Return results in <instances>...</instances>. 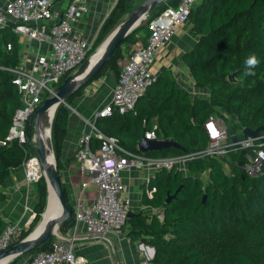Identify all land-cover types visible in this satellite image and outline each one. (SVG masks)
Here are the masks:
<instances>
[{
	"label": "trees",
	"instance_id": "obj_1",
	"mask_svg": "<svg viewBox=\"0 0 264 264\" xmlns=\"http://www.w3.org/2000/svg\"><path fill=\"white\" fill-rule=\"evenodd\" d=\"M178 2L167 0L150 13L146 22L119 44L89 83L109 69L119 76L120 60L125 54L123 45L131 47L137 42L145 45L151 34L150 20ZM133 9V0H117L89 56ZM189 20L199 40L184 54L183 60L195 85L208 89L209 97L191 95L168 72L162 71L140 97L134 110L124 114L115 110L112 115L96 120L101 131L117 137L126 148L139 150L143 134L154 129L159 138L172 139L180 147L150 150L148 155L173 156L203 149L209 141L204 125L212 114L226 120L229 136H243L244 128L256 129L264 123V0H200L192 8ZM14 25L9 21L0 26V185L13 167L37 154L30 143L21 145L17 140H7L16 109L22 106V94L13 83V73L6 69L20 64V45ZM9 43L11 50H7ZM253 53L260 64L254 70L255 75H245L244 60ZM233 72H237L235 82L229 80ZM88 84L67 98L66 103L71 104ZM47 97L44 95L43 100ZM69 116L68 106L61 103L52 124V142L60 173ZM29 132L31 135L32 126ZM91 144L97 148L99 139L93 137ZM226 157L229 158V171L220 161ZM245 161L246 153L232 151L222 158L194 159L187 173L177 168L158 170L149 185H144L142 201L144 205L161 210L162 216L156 213L148 221L141 212L128 218L133 227L130 239L144 240L153 247L152 260L156 264H264V166L261 174L251 176L239 167ZM205 173L209 182L201 176ZM181 185L177 197L166 202L168 194L175 193ZM36 186L39 199L35 217L17 242L31 233L45 211L48 199L45 178L42 177ZM63 188L72 206L64 184ZM146 188L152 190V196L147 194ZM2 197L0 190V199ZM72 222L73 214L60 229L70 230ZM3 226L0 211V232ZM54 239L55 236L50 237L30 254L48 249ZM25 256H19L13 264Z\"/></svg>",
	"mask_w": 264,
	"mask_h": 264
},
{
	"label": "built area",
	"instance_id": "obj_2",
	"mask_svg": "<svg viewBox=\"0 0 264 264\" xmlns=\"http://www.w3.org/2000/svg\"><path fill=\"white\" fill-rule=\"evenodd\" d=\"M56 1L8 0L0 6V26L12 21L15 33L28 35L38 42L45 40L48 29L51 34L52 49L48 53L37 55L29 66L22 63L6 68L13 73V83L22 94V106L16 109L7 140H17L21 145L29 143V118L44 102V95L53 96L57 86L80 67L93 48L94 41L75 28L78 14L86 12L87 5L81 0H71L60 15L54 10ZM198 1L179 0L176 6H167L150 20L151 34L147 43L126 57L112 98L95 114V119L110 116L115 110L121 114L134 110L148 86L157 79V75L151 71L156 57L173 37L176 28L189 21L190 12ZM11 49L12 44L9 43L7 50ZM204 126L209 137L205 148L181 155L151 156L139 146L137 151L126 148L117 137L101 131L95 121L90 122V129L81 135L76 150L84 179L71 201L73 222L69 234H57L48 249L30 254L26 264H89L87 257L77 254V240H109L110 235L121 236L131 211L130 199L123 196L126 185L122 173L126 170H183V166H188L194 159L222 158L232 151H242L246 153V161L239 167L251 176L261 174L264 166V132L258 137L243 135L233 140L229 136L226 120L216 114L210 115ZM93 137L99 139L97 148L91 144ZM143 139L161 140L154 129L147 130ZM22 166L28 188L44 177L38 154L28 156ZM90 185H95L97 191L92 201L88 202ZM24 230L28 229L18 223H6L0 232V252L15 244ZM153 257H144L138 264H156Z\"/></svg>",
	"mask_w": 264,
	"mask_h": 264
},
{
	"label": "crops",
	"instance_id": "obj_3",
	"mask_svg": "<svg viewBox=\"0 0 264 264\" xmlns=\"http://www.w3.org/2000/svg\"><path fill=\"white\" fill-rule=\"evenodd\" d=\"M7 1L0 0V6H3ZM70 1L57 0L54 4V10L61 15ZM81 1L87 5L88 10L78 14L75 28L86 38L94 41L117 0ZM18 40L20 64L24 63L29 66L37 55L48 53L52 49L49 29L45 40L42 42L32 40L28 35L20 34H18ZM198 40V35L192 32L190 20L177 27L173 37L164 45L156 57L151 71L156 75L166 71L186 92L191 95L209 97V90L201 89L195 85L193 75L183 60L184 54L193 49ZM131 46L133 47V45ZM132 50L133 48H130V51ZM117 80L118 74L109 69L103 76L89 83L83 93L67 105L70 116L61 155L63 163L61 177L70 201H72L74 192L84 179L80 163L76 157L79 138L83 133L89 131L90 122H96L98 118L95 119V114L111 100ZM74 156L75 159H72ZM186 168L188 169V166ZM157 172L158 170L145 168L126 170L122 173V179L126 185L123 196L130 199L131 212L136 214L142 212L148 217V221H151V217L156 213L162 216L161 210L144 205L142 201L144 185L148 186L151 178ZM146 189L147 194L152 196V190ZM0 190L3 193V197L0 199V211L4 225L6 223H18L22 228L28 229L35 217V207L39 195L36 185L28 188L25 184L22 164L11 169L8 178L0 185ZM96 191L95 185L89 186L88 202H91L95 197ZM132 228L130 220H127L121 236L110 235L109 240L79 239L76 241V252L87 257L89 264H138L142 258L154 256L155 250L152 252L151 246L147 245L144 240L133 241L130 239L129 232Z\"/></svg>",
	"mask_w": 264,
	"mask_h": 264
},
{
	"label": "water",
	"instance_id": "obj_4",
	"mask_svg": "<svg viewBox=\"0 0 264 264\" xmlns=\"http://www.w3.org/2000/svg\"><path fill=\"white\" fill-rule=\"evenodd\" d=\"M167 0H144L138 7L134 8L127 16L125 15L118 25L113 29V31L105 38L102 44L107 41V47L102 54V56L94 63H91L92 56L90 55L87 59L80 65V67L69 74L59 86H57V91L53 96L47 97L43 104L31 115L28 122V130L34 124L35 136L29 137V143L33 146L34 150L37 152L41 167L44 172V178L48 185V199L47 205L49 203L50 192H54L58 202L62 206V214L52 219L48 225L39 233H30L27 237L21 241L13 244L9 248L0 252V261L4 258H10L8 261L11 262L21 255H28L36 248L44 244L50 237L56 236V230L67 220L72 217L73 208L70 206L66 199V191L63 188V181L61 173L58 169L57 158L55 156L53 142H52V124L57 111V108L61 103H66V99L75 94L79 89L89 83L92 77L104 66V64L110 59L113 52L119 46V44L131 33L137 30L142 22L147 19V16L152 13L160 4L166 2ZM100 44V46L102 45ZM99 47V46H98ZM237 72H233L229 75V80L231 82L236 81ZM53 109V114L50 123V144L52 149L53 158L50 157L46 146L40 135V125L44 117L48 116L49 111ZM245 136L258 137L264 132V123L258 126L256 129L244 128L243 130ZM233 140L237 139V136H232ZM169 146H179L180 145L170 139H161L156 141L141 140L139 143V148L148 152L150 150L163 149ZM183 185H181L177 191L173 194L169 193L166 202H170L172 199L177 197L178 192L181 190ZM45 208V209H46ZM45 212V211H44ZM43 212V214H44ZM137 215L134 212L129 213L128 218ZM152 252L154 248L152 247ZM7 263V264H8Z\"/></svg>",
	"mask_w": 264,
	"mask_h": 264
},
{
	"label": "bare ground",
	"instance_id": "obj_5",
	"mask_svg": "<svg viewBox=\"0 0 264 264\" xmlns=\"http://www.w3.org/2000/svg\"><path fill=\"white\" fill-rule=\"evenodd\" d=\"M107 41L108 40H106L98 49V51L92 56L91 63L96 62L102 56V54L104 53L107 47ZM52 114H53V109L49 111L48 116L42 119L40 125V135L42 136V139L46 146V150L48 151V154L50 155L51 158H53L51 144H50V123H51ZM61 214H62V206L58 202V199L56 198L54 192L51 191L49 203L43 214V218L39 223V225L37 226V228L34 230L33 234L41 232L52 219L59 217ZM9 260H10L9 257L4 258L3 260L0 261V264H7Z\"/></svg>",
	"mask_w": 264,
	"mask_h": 264
},
{
	"label": "rangeland",
	"instance_id": "obj_6",
	"mask_svg": "<svg viewBox=\"0 0 264 264\" xmlns=\"http://www.w3.org/2000/svg\"><path fill=\"white\" fill-rule=\"evenodd\" d=\"M143 1H144V0H133L134 8L138 7ZM129 13H130V12H129ZM129 13H127L126 16H127ZM148 17H149V15L147 16V18H148ZM146 20H147V19H145V20L142 22V24L145 23ZM141 34H142V36H143V35H144V32H142ZM141 45H142L141 42H140V43L137 42L136 44H133V47H132V46L130 47V46H128L127 44H124L122 48H123V51H124L125 54H124V57L120 60V65L122 66V65L124 64L125 60H126V57L130 55V48L136 49V48L141 47ZM100 47H101V46L95 48L94 51L91 53V56H93V55L98 51V49H99ZM77 69H78V68H77ZM75 71H76V70H75ZM75 71H72V72H75ZM72 72H71V73H72ZM71 73H69V74H71ZM105 73H106V72H105ZM204 90H205V89H204ZM206 90H208V89H206ZM219 117H221V116H219ZM222 118H223V117H222ZM34 136H35V128H34V124H32V134H31V137H34ZM228 160H229V158H227V157L224 158V159H222V160H220L222 166H223L227 171H229V169H228ZM183 170H184L185 173L188 172V169L186 168L185 165L183 166ZM201 176H202V178H203L206 182H209V181H210L207 173H205V174H203V175H201ZM45 210H46V209H45ZM42 218H43V215H42ZM42 218H41V220H42ZM41 220H40V222H41ZM40 222H39V223H40ZM39 223H38V224L36 225V227L31 231V233L34 232V230L37 228V226L39 225ZM64 229H65V228H64ZM64 229H60V227H59V228L56 230L55 233H58V234H60V235H62V236H67V235L69 234V232L66 231V230H64ZM65 231H66V232H65ZM29 257H30V254H28L27 256H25L23 259H21L20 261H18L16 264H26L27 261H28V259H29ZM14 260H15V259H14ZM14 260L11 261V262H9L8 264H13Z\"/></svg>",
	"mask_w": 264,
	"mask_h": 264
},
{
	"label": "clouds",
	"instance_id": "obj_7",
	"mask_svg": "<svg viewBox=\"0 0 264 264\" xmlns=\"http://www.w3.org/2000/svg\"><path fill=\"white\" fill-rule=\"evenodd\" d=\"M260 64V59L253 53L245 58V75H255V68Z\"/></svg>",
	"mask_w": 264,
	"mask_h": 264
}]
</instances>
